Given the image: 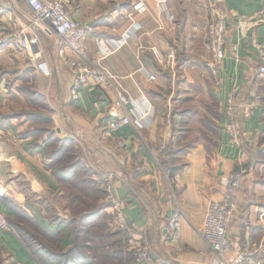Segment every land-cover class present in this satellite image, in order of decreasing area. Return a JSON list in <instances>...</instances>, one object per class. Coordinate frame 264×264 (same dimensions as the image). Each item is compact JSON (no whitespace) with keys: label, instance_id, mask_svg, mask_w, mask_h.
Instances as JSON below:
<instances>
[{"label":"crops","instance_id":"crops-1","mask_svg":"<svg viewBox=\"0 0 264 264\" xmlns=\"http://www.w3.org/2000/svg\"><path fill=\"white\" fill-rule=\"evenodd\" d=\"M139 2L147 11L129 19ZM0 6L25 29L23 46L11 41L0 46V183L6 188L0 209L6 215L18 208L50 230L56 221L49 209L60 216L67 211L61 208L65 187L49 166L47 136L36 130L35 117H44L59 138L75 143L86 168L114 174L131 242L147 233L154 264L212 263L213 252L199 229L208 204L222 197L220 178L230 175L241 177L242 188L228 235L236 247H251L250 264H264V0H71L73 19L89 30L87 56L121 78L127 92L122 110L131 123L117 130L108 126L118 111L117 94L89 84L73 99V75L60 55L58 36L30 25L26 0H0ZM217 8L229 19L218 78L207 68V30ZM241 17L255 22L246 38L238 34ZM100 40L112 50L103 58ZM169 49L177 55L174 71L155 56ZM150 75L156 79L150 81ZM229 92L241 130L239 146L226 130ZM254 93L259 105L246 118L242 109ZM256 134L263 141L253 145L249 138ZM162 141L173 148L167 170L150 151ZM176 215L179 236L168 230ZM62 221L61 228L71 223ZM1 261L40 264L14 231L0 229Z\"/></svg>","mask_w":264,"mask_h":264},{"label":"built area","instance_id":"built-area-1","mask_svg":"<svg viewBox=\"0 0 264 264\" xmlns=\"http://www.w3.org/2000/svg\"><path fill=\"white\" fill-rule=\"evenodd\" d=\"M71 0H26L31 10V26L38 27L48 34H55L60 39V55L64 63L70 69L73 75L71 86V95L73 99H79L80 93L84 87L89 84L103 85L113 90L117 94L115 106L118 109L115 117L109 122L111 130H117L124 125L131 123L129 114L122 110L127 97V92L122 86L121 78L112 74L101 63L91 59L86 54V40L88 37V28L81 22L73 19L69 11ZM165 1V0H160ZM147 11L144 2H139L128 12L129 19H134L136 14ZM0 46L11 41L16 48L23 46L25 29L19 26L14 14L0 6ZM175 19L174 15H170ZM229 19L227 14L217 8L214 18L211 20L207 30L208 47L210 50V59L207 63L208 71L211 75L218 77L221 64L226 56V35L228 32ZM255 22L248 17H241L237 21V29L240 38H246L249 32L254 28ZM237 51V47L234 49ZM69 52V53H68ZM99 52L101 57H105L112 50L99 41ZM156 59L169 71L175 70L176 51L169 49L164 53L157 52ZM260 72L264 74V65L260 67ZM156 79L155 75H150L149 80ZM254 98L243 107V113L246 118L250 117L253 110L258 108L257 94ZM234 93H228V105L226 113L228 123L226 130L230 134L234 143L241 145L240 125L236 121L234 106ZM259 135H252L249 142L257 145ZM120 147H124L123 141H118ZM168 147L166 141H162L150 147L151 153L157 157ZM114 174L105 175L101 179V189L105 192V202L110 203L113 223L126 231L130 229L127 215L122 203H120L114 192L115 179ZM223 186L221 199L211 201L206 210V215L202 226L199 229L201 236L208 243L210 250L213 252L214 259L211 264H250V257L254 253L250 246L242 248L235 246V243L228 235L229 226L236 219L239 209V194L242 188V179L239 175L224 176L220 179ZM6 195V188L0 183V197ZM179 215L173 217L168 224V230L174 235L179 236ZM0 229L14 231L6 218V214L0 209ZM15 232V231H14ZM134 262L136 264H154L152 259V247L149 238L146 236L135 244Z\"/></svg>","mask_w":264,"mask_h":264},{"label":"trees","instance_id":"trees-1","mask_svg":"<svg viewBox=\"0 0 264 264\" xmlns=\"http://www.w3.org/2000/svg\"><path fill=\"white\" fill-rule=\"evenodd\" d=\"M29 94L35 101H43V97L39 93L29 91ZM41 104H43V102H41ZM35 121L38 126L36 129L37 132L42 136H47V158L50 160L49 166L57 175L61 184L66 189H72L70 196L76 200H84L88 199L89 196H93L92 194L94 193L95 196L101 198L104 195L101 190V180L94 179L93 170L83 165L84 163H82L80 157V150L75 147V143L70 140L59 138L52 128L51 119L35 117ZM171 153H173V148L168 146L167 149L157 157L159 163L166 170L169 169L167 159L168 155ZM56 169L61 170L63 174H58ZM75 189H80V192H76ZM83 203L86 205L87 202L84 201ZM106 205L110 206V203L105 202L98 210L91 213L88 212V207H86V209L84 208V212H82L78 218L74 217L71 220L72 225L78 224V226L75 225V227L81 234V230H84L81 229L83 225L95 226L100 224L101 222L98 223L99 221L94 222V219L100 217L98 214ZM6 218L10 227L41 264H91V260H89L90 254H88L86 250L87 244L78 247L73 245L67 250L58 251L47 242L49 240H44L42 237L44 236L48 239L47 237L50 236L48 232L50 231L42 227L37 218L29 216L18 208H14V215L12 217L6 215ZM0 264H3V262L1 261ZM134 264L136 263L134 262Z\"/></svg>","mask_w":264,"mask_h":264},{"label":"rangeland","instance_id":"rangeland-1","mask_svg":"<svg viewBox=\"0 0 264 264\" xmlns=\"http://www.w3.org/2000/svg\"><path fill=\"white\" fill-rule=\"evenodd\" d=\"M217 113L220 114L218 111ZM261 141L262 135L259 134L258 144L261 143ZM90 168L93 170V175H95L98 180H101L105 175H108L109 173L112 174V172L107 169L103 170L92 165H90ZM65 190L67 193V197L66 199H64L65 203L63 204V206H61V208H63L64 210L66 209L67 214L65 212L62 213V215L60 216L58 211L53 210V208L49 209L48 215H50L51 219L53 218V220L56 221V224H53L52 228H50V232H48L50 236L46 235L48 236V239L42 236L44 240H49L47 242L58 251L67 250L73 245L78 247L87 244L89 246V249L86 245V250L88 251V254H90L89 260H91V264H134L133 250L137 242L135 244L131 242V238L129 237L130 229L126 231L120 227H117L113 223V218L109 205H106L101 210V212L98 214V216L100 217H96L94 219V222L99 221L98 223H101L95 226L83 225L81 229L84 230H81V234L80 232H78V230H76V224L72 225L70 223V225L66 226V228L60 227V223L62 224L64 222L62 220L69 221L72 220L74 217L78 218V216L81 215L82 212H84V208L86 209V207H88L87 210L89 213H91L98 210V208L101 205L103 206V204L105 203V192L102 189L101 190L104 195L101 198L95 196V194L93 193L92 195L94 197L89 196L88 199L84 200L73 199L70 196V192L72 191V189L65 188ZM75 191L80 192V189H75ZM58 200L60 201V199ZM84 201L87 202L86 205L85 203H83ZM76 226H78V224ZM146 236L149 238V235L147 233H144L142 235V238ZM67 243H70L69 247H66Z\"/></svg>","mask_w":264,"mask_h":264}]
</instances>
